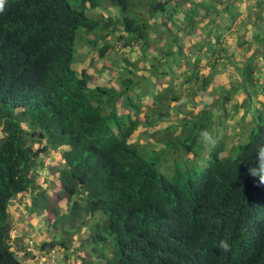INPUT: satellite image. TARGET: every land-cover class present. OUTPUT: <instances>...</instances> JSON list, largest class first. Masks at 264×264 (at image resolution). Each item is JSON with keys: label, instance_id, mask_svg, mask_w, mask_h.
Masks as SVG:
<instances>
[{"label": "trees", "instance_id": "obj_1", "mask_svg": "<svg viewBox=\"0 0 264 264\" xmlns=\"http://www.w3.org/2000/svg\"><path fill=\"white\" fill-rule=\"evenodd\" d=\"M103 4L117 9L114 20L88 15ZM237 4L6 0L0 12V264H24L10 244L8 207L26 193L27 216L46 213L50 238L40 239L38 254H56L54 264H264V225L248 230L264 185L247 172L264 145V0H255L249 14L257 34L237 45L251 48L244 59L226 58L219 26L184 52L186 36L195 37L207 17L225 22ZM79 41L99 58L113 44L135 48L136 59L122 58L117 68L118 88L112 81L91 86V74L77 71ZM206 52L213 64L225 58L237 64L238 83L213 87L215 65L199 57ZM179 63L185 65L176 82ZM162 68L173 69L165 79L179 90L160 98L152 90L164 83L154 78L167 75ZM145 94L151 103L143 105ZM181 95L184 102L169 114ZM228 122L245 137L235 133L234 148L222 159L218 143L202 154L208 144L200 131L215 138ZM51 153L58 158L47 171L54 182L39 188L36 177ZM200 159L209 161L204 171L195 166ZM61 200L63 213L55 205ZM81 229L87 234L72 238ZM221 239L231 251L218 248Z\"/></svg>", "mask_w": 264, "mask_h": 264}, {"label": "rangeland", "instance_id": "obj_2", "mask_svg": "<svg viewBox=\"0 0 264 264\" xmlns=\"http://www.w3.org/2000/svg\"><path fill=\"white\" fill-rule=\"evenodd\" d=\"M255 0H247L245 2H242L241 0H237L238 4L235 6L234 10L232 12L228 13L227 20L223 22V18L220 19H212V18H206L202 23V25H199L198 32H196L195 37L186 36L185 37V45H186V51L185 54L188 52V48L195 49L197 47V42L203 37L205 31L210 30L211 35L207 38L210 39L214 35H216V32L213 30L215 27L219 26V29H224V32L221 36V46L223 50L227 51L228 56L226 58H234L236 59L235 62H238V60H242L246 57V55L250 52L251 48L248 49V45H241L240 41L242 39L247 40L249 37L254 36L257 34V29H255L254 24L252 23L251 18L249 17V14L252 11H256L255 6H253V2ZM262 7H259L257 9L258 11ZM263 9V8H262ZM261 9V10H262ZM264 15V10H263ZM118 14V11L116 8L108 5L103 4L101 9L94 10L89 16L93 19L100 18L98 15L102 16V19L110 18L114 20L115 16ZM230 21V23L227 21ZM222 27V28H220ZM258 29L260 28V25L258 23L257 25ZM261 27L264 28V17L261 23ZM210 46H213V43H210ZM135 46H132L131 48H134ZM85 45L83 42L79 41L76 45V54L77 59L75 66L77 68V71L85 69L91 74L92 80H91V86L96 84H104L106 82L113 83L114 88H118L116 82L113 81L115 78V74L118 71L117 68L122 66L121 59L126 58L129 61H133L136 59L137 51L134 49H129L127 47H120L119 45L113 44V47L110 49L109 52L106 53L102 58H99L96 54V52L92 51H85ZM89 48V46H88ZM151 52V51H148ZM184 54L180 56V58H183ZM200 59L204 60L205 63L207 61V65L210 66L212 63V57L209 56V54L202 53L200 54ZM221 60L215 62V70L217 72V76L214 80V83H212L213 87H217V84H221L223 87V90L230 86L231 83L237 84L238 81L235 76V70L234 67L237 64H231L228 60ZM90 59V62L88 61ZM141 63L137 64V66L141 67ZM185 65V64H184ZM184 65L177 64L176 68H174V77L176 78V82H180L182 78V73L184 71ZM162 72L159 73H167V75H159L158 77H154L155 79H163L164 83L158 82L156 83L154 89V96H169L175 92H177L179 89H174L172 87V83L169 79L172 76L173 69L169 68H162ZM205 69H208L205 67ZM202 73L204 71H201ZM139 72L137 71V74ZM136 72H134V75H137ZM256 76V75H255ZM170 82V84H169ZM148 91H151L149 87H147ZM186 93V92H185ZM161 98V97H160ZM196 97L195 100L200 101V99ZM143 101L150 100V97L148 95H144L142 98ZM183 100V95L180 96V99H177L176 101L171 102L170 108H169V114L174 113V107L172 106H180L181 101ZM151 102H145L143 105H146ZM183 109V108H181ZM230 113V112H228ZM232 131L230 130L227 132L228 135H231ZM139 142L143 143L144 139L141 137L139 138ZM55 153H51L44 159L43 162V168L38 172V175L36 177V184L39 188H45L54 180L55 174H51V176L47 175L48 168L57 165L58 164V158L56 157ZM52 161L53 164L51 163ZM57 162L56 164H54ZM168 169L165 170L167 172ZM52 187V186H51ZM55 188L54 186L52 189ZM51 189V193L53 194V190ZM49 193V191H47ZM54 198V196H53ZM30 194H21L18 196L17 200L10 203L8 207V214H9V220H10V244L12 246V250L17 252V257L19 260H22L24 264H54L53 261L58 260L56 254L53 258H49L48 256H43L38 254V248H39V241L40 239H49L50 234H47L44 230V223L43 221L46 219V213L42 212V216L39 218L35 214H31L27 216L26 212L28 207H30ZM58 206V209L61 213H63L66 210L65 201L61 200L58 204H55ZM86 231L83 229L80 230L79 234L73 236H81L83 238V235H86ZM42 237V238H41ZM80 238V239H81ZM22 239V240H21ZM21 247H24L25 250L29 251L30 256H24L23 251L21 250ZM17 250V251H16ZM59 261V260H58ZM57 264V263H56Z\"/></svg>", "mask_w": 264, "mask_h": 264}, {"label": "clouds", "instance_id": "obj_3", "mask_svg": "<svg viewBox=\"0 0 264 264\" xmlns=\"http://www.w3.org/2000/svg\"><path fill=\"white\" fill-rule=\"evenodd\" d=\"M6 4V0H0V12H2L4 10ZM93 11H89L88 15H90ZM255 78V75H254ZM254 80V79H253ZM147 101H143L142 99L140 100V104H144ZM181 102H184L183 100ZM142 109V108H141ZM231 115V114H229ZM264 116V111L263 114ZM232 131L231 135H228L227 132ZM245 130H239L237 131V128H234L231 123L228 122L227 126L221 130L218 131L214 138L213 134L208 131L207 129H202L200 131V139L204 144H208L207 146L203 147V153L202 154H206L208 155L210 150L212 149V146L215 143H218L222 146V151H220L219 153H216L218 159H222L223 156L225 154L230 155L229 152L234 148L232 147L233 145H235L234 143V139L232 138V136L236 133V134H241V136L246 135V133L244 132ZM240 136V137H241ZM245 137V136H244ZM242 139V137H241ZM213 153V152H210ZM255 154H256V164L255 167H249L247 169L248 175H250L251 177L254 178H258L259 183L261 185H264V145L262 146H258L255 150ZM209 161H207V159H200L198 161H195V166H198L200 168L203 169V171L207 168ZM207 186V182L204 183L202 186L203 189H205ZM258 208L257 210H255V212H253V214L251 215V226L252 229H248L250 233H254L257 230H260V228L264 225V199H261L260 197L257 199L256 202ZM255 230V231H253ZM218 248L222 249L224 252H229L232 249V244L230 243V241L228 239H221L218 241Z\"/></svg>", "mask_w": 264, "mask_h": 264}]
</instances>
